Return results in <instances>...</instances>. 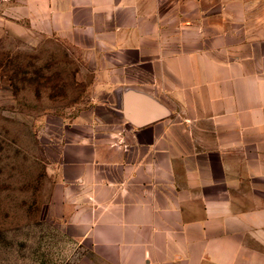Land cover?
<instances>
[{
	"label": "crops",
	"instance_id": "obj_1",
	"mask_svg": "<svg viewBox=\"0 0 264 264\" xmlns=\"http://www.w3.org/2000/svg\"><path fill=\"white\" fill-rule=\"evenodd\" d=\"M22 7L32 29L89 36L170 112L127 120L114 146L65 151L62 200L85 264H264V0Z\"/></svg>",
	"mask_w": 264,
	"mask_h": 264
},
{
	"label": "rangeland",
	"instance_id": "obj_2",
	"mask_svg": "<svg viewBox=\"0 0 264 264\" xmlns=\"http://www.w3.org/2000/svg\"><path fill=\"white\" fill-rule=\"evenodd\" d=\"M23 3L0 0V264H85L65 151L114 146L141 94L89 36L32 29Z\"/></svg>",
	"mask_w": 264,
	"mask_h": 264
},
{
	"label": "water",
	"instance_id": "obj_3",
	"mask_svg": "<svg viewBox=\"0 0 264 264\" xmlns=\"http://www.w3.org/2000/svg\"><path fill=\"white\" fill-rule=\"evenodd\" d=\"M125 118L136 127L164 120L169 117V110L142 95L128 97L124 103Z\"/></svg>",
	"mask_w": 264,
	"mask_h": 264
}]
</instances>
